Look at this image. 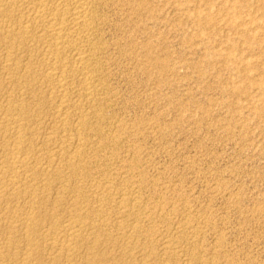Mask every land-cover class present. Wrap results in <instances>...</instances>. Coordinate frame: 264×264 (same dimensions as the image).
<instances>
[{
  "label": "rangeland",
  "instance_id": "obj_1",
  "mask_svg": "<svg viewBox=\"0 0 264 264\" xmlns=\"http://www.w3.org/2000/svg\"><path fill=\"white\" fill-rule=\"evenodd\" d=\"M149 1L152 2L150 10L140 9L139 0H115L112 6L104 8L99 60L107 87L98 98L100 100L92 101L94 108H100V117H104L101 122L95 119L96 115L89 118L92 121L88 125L101 123V126L89 125L91 133L87 140L92 144L88 143L86 162L91 160L87 164L92 168V175L85 180L87 184L84 181V186L89 199L91 197L90 202L101 195V189H95L100 177L113 179L112 187L105 191L112 197L118 196L120 190L129 185L134 188L131 190L138 193L145 215L139 223L145 226L144 230L153 226L150 235L154 239V249L143 252L141 249L145 244L139 241L136 244L140 246L129 252L132 254H123L122 240L119 241L123 236L118 234L128 226L119 229L121 221H118L113 205L114 209L109 208L108 214L114 220L107 214L109 223L106 225L110 227L114 221L108 230L115 238L103 243L108 255H102V260L96 264H128L129 261L135 264L166 261L187 264L188 251L193 248L201 250L206 264H264V0ZM2 55L3 50H0ZM0 74L1 109L6 98H19L21 93L9 83L6 72ZM43 88L46 90L36 93L39 100L42 99L41 106L45 102V107L31 110V116L34 121L37 119L38 125L34 141L47 152L53 145L46 140L47 134L51 130L61 135L63 125L58 119L60 115L57 116L58 96L49 93L47 87ZM53 96L57 100H52ZM47 98L51 103L46 102ZM52 101L55 108L51 107ZM82 104L71 105L74 109H68V113L74 116L88 105ZM74 127L68 126L66 131L75 135ZM52 183L53 188L47 191L51 197L49 202L39 211L38 207L35 209L48 215L44 220L46 223L42 224L46 235L51 234L54 220L60 223L63 220L60 226L66 222L65 217L73 206L66 200L56 210L53 206L49 208L59 192L64 191L69 197L74 190L73 186L64 190L57 182ZM16 202L19 203L12 201L6 207L0 202V206L3 205L0 207L2 221L8 223L14 209L24 207L23 201L17 206ZM128 218L131 220H122L124 224L133 223V219ZM6 225L4 228L9 226ZM178 226L184 232L179 231ZM18 232L15 243L20 246L13 244L11 247L12 253L16 248L17 251L14 256L10 253L7 259L10 264L25 262L22 253L28 248L26 236ZM175 232L183 233L186 239L184 243L179 242L183 245L178 243L177 251L166 255L161 243L173 237L167 240L175 244ZM90 233L87 231L86 234ZM37 234L34 236L38 238L40 234ZM1 238L0 242L4 241V236ZM190 238L196 239L191 241ZM47 244L42 241V246L39 245L40 252L45 250V257L49 256L46 254L50 250ZM85 248L84 245L75 264H86V257L92 255Z\"/></svg>",
  "mask_w": 264,
  "mask_h": 264
},
{
  "label": "bare ground",
  "instance_id": "obj_2",
  "mask_svg": "<svg viewBox=\"0 0 264 264\" xmlns=\"http://www.w3.org/2000/svg\"><path fill=\"white\" fill-rule=\"evenodd\" d=\"M114 2L115 0H0V50H3V55L0 56V73L6 72L8 74L7 76L9 83H11L13 87L16 88V90L18 88L19 92L21 93L20 97L18 95L19 93L17 94L19 98L14 99L12 98L13 96H10L6 98V100L4 99L5 101L2 103V107L0 109V202H3L4 206H9V203L12 201H19V203L20 201L24 202V207L19 206L20 208H12V210L14 209V213L12 212L13 217L9 219L8 223L2 221L0 218V236H4V241L0 242L2 243L0 244V264H10L7 263V259H9L11 256L10 253L13 251H11V247L13 244L14 246L16 244L15 242L18 237L16 236V232L19 230V232L25 234L26 240H24L28 245V248L25 246L27 249L24 250V253H22L23 256L20 255L25 261L23 262L24 264H41V259H45L43 260L42 264L45 262H47V264H75L76 257L78 255L80 256V252L84 245L91 251L90 253L92 254L90 256L86 255V264L99 263V260L103 257L102 255H108L106 249L103 248V243L106 240L110 241L111 239L115 238L113 233H110V230H108V228L111 229L110 227L114 221L110 227H107L106 225L109 223V219L108 222L106 219L111 217L109 216L110 213L108 214L109 208H112L113 205L116 206L115 211L117 219L119 218L118 221H121L120 224L118 223L120 226L119 229L128 226V228L125 227L127 228L125 231L121 230V233L118 234L121 235V237L123 236L119 239V241L122 240L120 242V247L122 252H124L123 254H132L129 252H131L135 247L140 246L137 245L139 241L145 244V246H143L141 249L143 252L147 250L151 252L154 249V239H152L153 237L151 238L152 234L150 232L151 227L153 226L150 228L146 227V232H144L145 226L140 224V221L145 218V215L142 213L143 209L141 211L142 207L140 205V199L138 200V193L135 194L136 192L134 193V191L131 190L134 188H130V185L128 186L124 183L125 187L126 185L128 187H126L124 190L122 189L123 191L120 190V194L118 196L115 195L117 197H112V194H110L112 195L110 196L108 195V192L106 193L105 191L108 190L111 184L110 182L113 179L100 177L96 182L97 184L95 183V189L99 187V189H101V195L99 193L100 196L95 197L98 199H92L94 204H91L93 201L90 202L91 197L89 199V196L85 191L87 189L84 186L86 182L85 180H87L92 175V168L91 166H88V164L91 162L89 157L92 155H89L88 157L90 162H86V157L89 152L87 150L88 143L92 144L91 141H88L90 140L88 134L91 133L89 132V128L93 125H88V123L92 121H90L89 118L93 115L94 117L97 116L95 119L98 120H100L101 117H104H100L99 107H96L97 109L94 108V100L101 97L100 95L106 86L102 78L103 74H101L103 73V68L99 60V53H101L102 49V44H100V30L101 25L105 20L104 8ZM138 7L140 9L146 7L150 10L152 8V2L149 0H139ZM113 9L115 10L114 7ZM43 87H47V89H49V93L52 92V95L55 93L58 96L59 104H57V107H55L58 112L57 116L60 115L58 118L60 119L59 122L63 125L61 135H59L57 131L51 130L47 134L46 140H48V142L50 144L52 143L53 145L51 148H47V152L45 150L46 154H44L45 152H43L42 149L45 147L38 146V142L36 143L35 137H33L34 134L37 133V131L35 133V129H38V125L36 124V116L34 115V118L36 119L35 121L32 118L33 116H31V110L41 106L40 102L42 99L40 98L41 101L39 100L36 92L42 89L46 90V88ZM25 93H28L29 95L25 96ZM41 96L42 98H46L43 97V95ZM52 100L57 99H54L53 96ZM47 101L50 102L51 100H48L47 98L46 102ZM92 101H94V103H92ZM43 103L41 107H45L43 106ZM54 103L55 102H53L51 107H54ZM80 103H87L88 105L86 107L84 104H82L86 108H80L79 110L76 107L78 110L76 113H74L76 115L72 116L73 113L70 115L68 113V109H71V105L73 106V104H76L78 106ZM48 104L49 103H47V105ZM72 109L74 108L72 107ZM73 112H75V110H73ZM57 120H55V122ZM101 121L102 120H100V122ZM56 123H58V121ZM100 124H98L99 127L101 126ZM72 125L75 126V135H72V133L70 134L68 133L69 131H66L68 130V126L73 127ZM96 125L97 124H94L93 126ZM97 127H95L96 130ZM74 129H71V131ZM99 129L101 130V128ZM94 133H96L95 130ZM43 135H45V133H43ZM100 135L102 136V133ZM42 141L45 140L42 139ZM93 149L94 148H92V150ZM134 160L136 163V159ZM50 172L51 174L48 175ZM131 173H133V170ZM52 178L53 181L60 184L64 190H69L71 186H73L72 188H74V190L72 189L73 192L69 197L64 193V191L63 193L59 192L52 203L53 205H50L49 208H52L51 206H53L54 210L57 206H60V204L65 203L66 200H70V204H72L74 208L72 206V211L70 210L68 216L65 217L66 222H64L62 226L60 225L63 220L60 219L62 221L61 223L57 220H54L53 227H51L52 230L49 228L52 231L51 234L46 235L45 232H43L44 227L42 224L46 223L45 218H47L48 215L46 213L44 214L42 210L41 212L38 211L39 208L44 203L47 204L51 198L47 191H49L50 188H53V181L51 180ZM89 188L91 190V187ZM122 188H124V185ZM19 203L16 202V206ZM37 207L38 211L35 210ZM145 208L146 207H144V210ZM54 212H56V214L58 213L57 211ZM51 214H53L52 216L55 215L54 213ZM127 216H130V218L133 219V223L126 222L124 224V218H127L125 221L131 220ZM151 216L153 218V215ZM112 220L114 219L112 218ZM4 224H8L9 226L6 227V225V228H4ZM144 225H147V222ZM180 227L178 226V230ZM87 231L91 232L92 234H86ZM188 232L186 231V233ZM35 233H38L37 235L40 234L38 238L34 236ZM166 233L170 235V233ZM175 233L176 237L174 236V239L176 238V241L173 240L176 242L175 244H172L169 240H167L171 238H166L168 235L161 236L162 238H166L163 241L161 240L162 251L166 255L173 254L175 251H177V247L180 244L179 242H182L186 239V235H183V233ZM191 234L193 233L191 232ZM193 239H191V241H193ZM0 240H2V238ZM42 241H47V243H49L47 245H49L50 250L46 249L49 251V254H46V256L49 255L48 257H45V250L41 252L39 251V245ZM193 243L196 244L195 241ZM183 248L184 247H182V249ZM16 249L14 251L15 253L17 251ZM200 252L201 250L199 248H193L191 251H188L189 255H187L188 257L186 258V263L206 264L207 259H203V256H201ZM13 256L11 259H14ZM81 258L82 257H80V259ZM168 259L171 260L169 257ZM128 264L135 263L133 261H129ZM161 264L170 263H167L166 261L162 262Z\"/></svg>",
  "mask_w": 264,
  "mask_h": 264
}]
</instances>
